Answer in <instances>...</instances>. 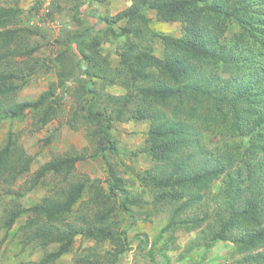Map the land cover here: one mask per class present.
<instances>
[{"label": "trees", "instance_id": "1", "mask_svg": "<svg viewBox=\"0 0 264 264\" xmlns=\"http://www.w3.org/2000/svg\"><path fill=\"white\" fill-rule=\"evenodd\" d=\"M18 14L17 7L0 5V116L20 119L29 111L42 126L59 112L54 83L35 100L7 102L42 65L31 59L37 49L28 42L33 32L21 33ZM99 20L109 25L100 35L90 36L82 28L61 42L66 48L55 56L61 66L67 63L57 72L64 76L63 88L78 84L77 109L85 113L95 155L116 153L114 121H148L142 151L154 165L139 181L151 192L153 204L173 206L160 234L198 230L187 250L230 242L234 264H264V0H133L114 18ZM120 20L124 24L113 30L110 25ZM154 20L177 22L179 34L154 30ZM100 36L123 40L115 67L101 56ZM71 41L77 59L66 56ZM154 41L162 45L160 57L153 52ZM74 66L79 72L68 79ZM94 79L121 85L125 93L107 94L108 105L99 106L100 95L89 86ZM82 158H52L36 170L33 183L47 174L68 177ZM30 159L18 145V135L8 131L0 147V179L15 180L28 171ZM107 172L112 180L107 187L80 181L60 200L45 198L27 208L13 202L5 208L0 228L8 231L27 215L16 232L23 247L55 246L37 264L60 259L78 235L99 244L112 242L103 263L116 264L128 248L120 211L132 216L130 208L141 201L112 165ZM85 189L83 203L92 209L90 215L82 225L67 224ZM78 262L97 264L83 258Z\"/></svg>", "mask_w": 264, "mask_h": 264}, {"label": "rangeland", "instance_id": "2", "mask_svg": "<svg viewBox=\"0 0 264 264\" xmlns=\"http://www.w3.org/2000/svg\"><path fill=\"white\" fill-rule=\"evenodd\" d=\"M133 0H0L1 6L13 5L19 10L16 26L31 30L28 34V42L37 49L31 59L41 61L40 72L31 76L15 95L7 100L9 103H19L26 100H35L50 83L55 84V96L59 101V112L46 124L39 126L35 122L34 115L27 111L20 119L5 118L0 116V147L4 144L8 131L18 135V145L23 148L31 158L27 172L18 176L15 180L0 179V220L5 208L13 202L22 208H27L42 202L45 198L52 200L63 199L68 188L75 182L100 181L104 187L111 182L107 172L108 164L116 169L132 195L141 201L138 206L133 205L131 215L126 211H120L121 234L126 238L128 248L121 254L116 264H234L232 253L234 246L230 242L216 241L208 248H194L187 250V245L197 236L198 230L185 231L177 228L174 231L160 230L169 222L173 206L169 204H153L152 194L144 188L139 177L152 167L154 163L142 151L149 122L145 120L126 119L114 121L111 134L117 142L116 153L105 152V156L94 153L95 142L87 136L89 125L84 119L85 113L76 103L78 84H71L68 89L63 88L61 78L57 72L62 71L67 63L61 66V60L55 56L66 48L61 43L67 40L74 32L88 29L90 36H98L103 28L109 26L101 20L100 16L114 18L115 14L127 8ZM124 24L122 20L113 22L110 26L113 30ZM154 30L166 34H179L180 25L177 22L152 21ZM101 33H99L100 35ZM100 42L101 56L106 58L110 67H115L119 62L118 40L111 38ZM66 56H75L79 53L74 42H70ZM153 52L158 57L162 54V45L159 41L153 42ZM46 65V67H44ZM84 68L86 65H83ZM48 70H46V68ZM79 69L74 66V72L69 77L78 74ZM80 77L79 82H84ZM96 80V79H94ZM100 95L99 106L106 107L107 94L122 95L125 89L118 84L104 83L98 79L94 85ZM65 93H64V91ZM77 112L75 118L74 112ZM1 115V114H0ZM35 122V123H34ZM74 125V127H72ZM83 156L74 163V168L68 177L56 174H47L33 183L36 170L45 162L57 156L72 157ZM88 198V189L78 199L73 214L67 219V224L82 225V218L91 213L88 204L83 203ZM120 200V199H119ZM27 218H19L11 229L5 231L0 228V264H37L50 251L54 245L42 248L31 244L23 247L19 242L17 228ZM134 219V221H131ZM114 245L110 241L101 244L90 239H84L79 235L75 237L68 252L60 259L50 264H79L84 262L102 264L104 252L113 250Z\"/></svg>", "mask_w": 264, "mask_h": 264}]
</instances>
